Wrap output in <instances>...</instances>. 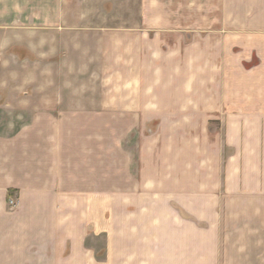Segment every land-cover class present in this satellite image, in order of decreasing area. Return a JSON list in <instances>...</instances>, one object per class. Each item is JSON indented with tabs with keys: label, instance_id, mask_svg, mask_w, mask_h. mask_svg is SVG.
<instances>
[{
	"label": "crops",
	"instance_id": "crops-1",
	"mask_svg": "<svg viewBox=\"0 0 264 264\" xmlns=\"http://www.w3.org/2000/svg\"><path fill=\"white\" fill-rule=\"evenodd\" d=\"M137 1L139 14L124 15L141 25L120 27L121 3ZM175 1L0 0V61L30 52L34 66L47 57L50 72L96 71L95 81L114 83L108 112L92 102L58 107L72 97L64 93L33 92L27 108L22 94L0 93V264H264V107L249 106L260 93L217 95L216 52L171 25L185 16L184 0ZM3 99L18 101L10 108ZM105 114L140 117L127 149L120 137L107 140ZM254 114L255 123L245 117ZM150 116L161 117L153 138ZM105 174L116 179L112 193ZM237 203L259 211L256 224L239 216L234 225ZM100 234L101 253L87 245Z\"/></svg>",
	"mask_w": 264,
	"mask_h": 264
},
{
	"label": "rangeland",
	"instance_id": "rangeland-1",
	"mask_svg": "<svg viewBox=\"0 0 264 264\" xmlns=\"http://www.w3.org/2000/svg\"><path fill=\"white\" fill-rule=\"evenodd\" d=\"M169 2L170 6H177L175 0H169ZM178 2L180 6V1ZM182 3L185 16L183 18H170V23L171 25H178L185 29L186 43L195 37L203 46H206L204 48H212V51L213 49L215 50L217 60L215 79L217 80L214 84L216 85L217 95L220 96L223 94L226 96L230 91L240 89V86H243V89L247 87V90L250 92V97H255L253 94L255 92L260 93L258 99L250 100L249 106L264 107V0H184ZM139 6L138 1L135 3H121L122 17L120 19V27H138L141 25V18H125V15H131L133 13L134 8H136L137 14H139ZM156 21L161 25L164 20L157 19ZM210 44H213L214 47ZM7 53V55H2V61H0L2 62L0 64V93L4 94V96H6L7 92H9V96L13 93L22 94L25 97L24 105L27 108L32 107L38 101L33 98V92L57 93L58 95L64 93L65 96L72 97L56 99L58 107L62 105L67 107V103H69L68 106L72 107H90L92 102L93 104H103L105 111H111L113 101L112 87L114 83L111 81L106 83L95 81V78H100L101 75L98 73L99 76H96V71L93 77H88V75L78 76L73 73L72 68L66 71L64 67L52 68L53 70L50 72L48 62L43 61L47 57L42 56V65L38 67L33 65L34 60L30 52H24V55H21L17 51H8ZM17 53L25 59L16 58ZM50 74L51 76L58 75L57 82L49 81ZM105 75H107L105 76L106 78L111 80V73ZM244 77L247 79V85L240 84V80ZM86 92H88L86 97L89 98H79L83 93L86 95ZM96 95H101V98L96 100L94 98ZM4 100L8 101L10 108L12 106L15 107L16 104L14 103L18 101L17 99H3L2 101L4 102ZM39 101L41 102V106L53 105L48 103H51L52 100H48L47 98H41ZM124 101L127 102L128 100L125 99ZM222 101L225 102V107L228 106L227 102L229 100L227 98ZM2 117L5 116L0 115V120ZM7 117H9L8 123L10 125L14 124L17 120V111H10ZM28 117L26 115L24 119L28 120ZM98 117H101V115ZM102 117L105 122L107 140L120 137L123 146L121 149H127L124 143L126 145L133 144L125 142L130 138L129 134L135 133V136H132L133 141L135 137H138L139 130H135L133 127L139 123V116L105 114ZM205 117L207 116H202V124L204 125L207 124V121L204 120ZM216 117H225V115H217ZM245 117L252 119V123L260 119V116L256 114ZM208 118L212 121V130L215 131L218 129L220 133L219 120L217 121L215 116H208ZM160 120L161 117L150 116V126L145 131L147 137L153 138L157 136L153 135L158 132L156 131V125L160 123ZM131 129L132 131L130 132ZM112 152L113 146H106V154L112 155ZM120 162L123 169L127 164V157H121ZM119 175L122 183L128 182L127 178H123L124 174ZM114 180L116 179H113L112 174H105L104 187L106 194L112 193L113 185H115L113 183ZM108 196L110 195H106V197ZM11 199H14L17 205L16 199ZM8 204L11 208H14L10 205V198H8ZM245 206L247 205H240L238 203L234 205L232 217L234 219V225H236L235 221L239 216L245 218L244 220L251 225L256 224V218L260 219V214H257L259 211L255 209L245 210L243 209ZM237 207L244 211L241 212ZM238 228H233V232L238 230ZM87 245L99 250L100 253L103 252L105 235L90 236Z\"/></svg>",
	"mask_w": 264,
	"mask_h": 264
},
{
	"label": "built area",
	"instance_id": "built-area-1",
	"mask_svg": "<svg viewBox=\"0 0 264 264\" xmlns=\"http://www.w3.org/2000/svg\"><path fill=\"white\" fill-rule=\"evenodd\" d=\"M10 205H11L12 207H15V206H16V202H15L14 199H10Z\"/></svg>",
	"mask_w": 264,
	"mask_h": 264
}]
</instances>
